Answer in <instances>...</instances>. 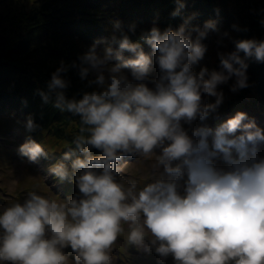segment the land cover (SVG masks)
Masks as SVG:
<instances>
[{
    "label": "clouds",
    "instance_id": "clouds-1",
    "mask_svg": "<svg viewBox=\"0 0 264 264\" xmlns=\"http://www.w3.org/2000/svg\"><path fill=\"white\" fill-rule=\"evenodd\" d=\"M175 3L173 17L185 8V0ZM258 11L264 26V6ZM196 15L176 27L154 22L136 40L129 35L135 23L126 30L113 19L110 36L78 61L61 60L46 90H36L44 103L79 117L74 146L48 169L74 180L78 192L57 199L31 190L0 205V264H115L122 235L127 245L158 254L159 264L169 255L175 264H264V127L243 110L215 127L206 122L225 99L219 85L232 80L233 93L250 87L247 58L264 61V37L236 39L216 19L193 24ZM210 32L218 45L225 37L235 45L218 48L211 68L201 64ZM71 70L95 90L69 96ZM23 123L29 131L39 126L32 114ZM18 151L29 162L47 156L31 136ZM128 155L155 156L142 187L122 178Z\"/></svg>",
    "mask_w": 264,
    "mask_h": 264
},
{
    "label": "trees",
    "instance_id": "trees-1",
    "mask_svg": "<svg viewBox=\"0 0 264 264\" xmlns=\"http://www.w3.org/2000/svg\"><path fill=\"white\" fill-rule=\"evenodd\" d=\"M36 1L0 0V14L5 9L2 7L3 4L9 3L6 9L12 10L8 11L10 17L12 13L15 16L0 25V137L2 133L8 135L7 128L10 125H17L24 134L23 142L29 136L41 141L47 152V156L43 157L51 162L62 158V151L72 143V138L68 136L74 138L79 133V117L69 112L67 118V113L57 108L55 116L50 117V107L47 106L51 102L44 103L36 90H46V82L61 60L71 63L76 60V52L81 55L97 39L110 36L113 19L121 20L126 30L130 20L135 19L136 30L134 33H129L133 40L139 38L141 31L149 29L153 21L161 28L169 24L176 27L183 22L185 15L193 12L197 13L192 21L193 24L202 25L205 20L212 18L217 20L221 32L226 30L233 38L264 37V26L259 23L256 15L251 16V12L264 6V0H236L234 5L228 4L227 1L231 2L230 0H185L182 14L175 17L170 15L176 7L175 0H44L42 2H46L45 9H38ZM217 9L219 12L216 11ZM33 12L35 13L31 15ZM159 14L160 18L157 16ZM42 22L46 24L47 32L38 29L40 37H37L34 30L36 27L33 29L31 27L37 24L41 26ZM233 23L242 27L247 26V31H236L232 28ZM46 33L50 34L49 37L45 36ZM69 34L77 37L76 40H80V44L66 39ZM207 38L211 42L210 50H212L208 67H218L219 60L215 47L218 46L221 50H232L235 45L228 37L224 38L223 45H218L216 43L218 33L215 32H210ZM141 43L143 46L146 44L143 41ZM69 46H74L75 49ZM82 47L86 50H82ZM125 53L128 52L125 51ZM53 55L55 60L47 65L46 59ZM247 59L250 87L233 93L229 90L232 80L228 84L218 86L224 90L225 99L218 112L212 115L213 118L209 117L206 121L213 123L214 127L224 118L234 114L236 110L257 112L264 116V61H256L252 57ZM68 75L72 80L67 90L69 96L79 97L82 96L83 91L95 90L96 86L88 87L87 82L81 81L75 70H71ZM209 98L215 99L213 96ZM219 113L224 116L219 117ZM28 114H32L39 125L31 131L27 130L23 123ZM69 129L70 132L67 135ZM58 130H63V133H57ZM91 152L99 154L100 150L93 147ZM54 178L63 184V188L71 187V183L75 185L74 180L61 181L55 176ZM5 202L11 203L10 200Z\"/></svg>",
    "mask_w": 264,
    "mask_h": 264
},
{
    "label": "rangeland",
    "instance_id": "rangeland-1",
    "mask_svg": "<svg viewBox=\"0 0 264 264\" xmlns=\"http://www.w3.org/2000/svg\"><path fill=\"white\" fill-rule=\"evenodd\" d=\"M42 1H44V0H37L36 1V7L38 9H42V8L45 9L46 2L44 3ZM230 1L231 2L227 1L228 4H230V5L231 4L234 5L236 3V0H230ZM3 5L4 6H2V7L5 9H3V11L1 12L2 14H0L1 15L0 16V23H2L0 25H3L4 23L10 21L11 20L10 18L15 17L14 13H12L11 17H10L8 11H12V10L9 9L7 11V9H6V6H9V3H5ZM115 6H117V5H115ZM254 7H258V5H254ZM111 8H112V6H111ZM259 8H261V7H259ZM244 9L246 12L247 7L245 6ZM35 12H33L31 15H33ZM261 14L262 13H259L258 9L251 12V16L256 15L257 18H259ZM157 16H158V18H160L161 15L159 14ZM154 22L155 21H153L152 23H154ZM129 23L130 24L135 23V19H131ZM62 26L64 28L65 24L63 23ZM33 27H36L34 30L36 31L35 35L37 37H40V33L37 31L38 29H41V30L43 29L46 31V24H44L43 22L41 23V26H38V24H37V25L32 26L31 28L33 29ZM33 35H34V33L32 34V36ZM49 35H50L49 33L45 34V36H48V37H49ZM66 39H71V40L76 41L80 44V40H76L78 38L75 36H72L70 34H69V37H67ZM66 39H64V40H66ZM16 40L18 41L19 39L17 38ZM205 42L209 45V48L205 54L204 59L201 61V64H206L208 66L209 62H210L211 55H212V52H211L212 50H210V45H211L210 40L208 38H206ZM54 44H56V42H54ZM100 47H103V45H101ZM69 48L75 49L74 46H69ZM215 48L218 49L219 47L217 46ZM77 49L78 48H76V50ZM82 50H86V49H83V47H82ZM144 50L149 51L150 48L145 47ZM81 53H82V51H81ZM53 54H55V53H53ZM76 55H77L76 61H78L80 53L76 52ZM125 55H128V53H125ZM129 55H131V53H129ZM54 60H55V56L54 55L50 56V58L48 57L46 59V64L49 65ZM198 67L199 66H197V70H198ZM153 75L154 76L158 75V69L153 73ZM41 86H44V85L41 84ZM208 99H209V101L211 100L209 97H208ZM47 107H50V110H49L50 117L55 116L56 108L53 106V104L50 103V104H48ZM65 112L67 113V118H68L69 112L68 111H65ZM219 116L223 117L224 115L222 113H219ZM251 116L254 117V115H251ZM210 117H213V116H210ZM255 119H256V122L258 125L264 127V117L261 118L260 116H255ZM208 124L210 125V123H208ZM12 126L13 125H10L7 128L8 129V135L7 136L4 133H2L1 137H0V196L2 198V199H0V205H4L5 200H10L11 202H14L16 200L23 201V199L26 196V193L28 191H31V190H37L41 194L51 195L57 199H59V198L66 199V198L74 195L75 193H77L78 190L77 191H70V193H68V195L66 197L65 192H67V191H65V188L61 189L63 191L58 189L59 187H61L60 186L61 184L57 183L54 180L53 175L49 171H47L49 169V165L52 162H47L46 165L43 166L44 159L41 158V159H37L36 161L29 162L27 157L22 156L19 153V151H18L19 146L23 143V139H24L23 133L21 131L18 132L16 130V127H14V126L12 127ZM56 132L57 133H63V130H58ZM69 132H70V129L67 131L66 134L69 135ZM68 138H70V139L72 138V143H70V145H68V147L74 146V144H73L74 138L72 136H68ZM261 152H262V154H264V146H262ZM129 156H130L129 159H127L125 157L127 159V161H126V163H123V172L121 174L122 178L124 179V182L126 184L131 182V181H136L138 187H142L145 182L149 181L152 178V175H151L152 167H151V165L155 161V156L150 157V158H143V157L132 156V155H129ZM125 228L127 229V225H125ZM119 244L121 245V248H122L121 249L122 255L125 258L124 262H126V263H124V264H159L160 258L158 256V254H156L155 252L145 253L142 250H138L135 246L127 245L125 237L123 235L121 236V241ZM65 252L69 255L70 260H72L74 262L75 258L72 256V252H73L72 249L70 247H68L65 249ZM115 257H117V256H115ZM7 264H11V262H7ZM115 264H123V263H121V261L118 260V258H115ZM165 264H175V261L171 255H169L166 258Z\"/></svg>",
    "mask_w": 264,
    "mask_h": 264
}]
</instances>
